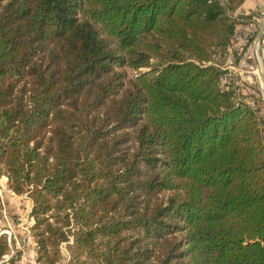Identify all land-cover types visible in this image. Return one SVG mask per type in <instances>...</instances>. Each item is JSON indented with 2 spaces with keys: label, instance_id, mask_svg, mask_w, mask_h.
<instances>
[{
  "label": "trees",
  "instance_id": "obj_1",
  "mask_svg": "<svg viewBox=\"0 0 264 264\" xmlns=\"http://www.w3.org/2000/svg\"><path fill=\"white\" fill-rule=\"evenodd\" d=\"M243 2L0 0V175L41 264L71 236L68 264H264V118L208 63Z\"/></svg>",
  "mask_w": 264,
  "mask_h": 264
},
{
  "label": "rangeland",
  "instance_id": "obj_2",
  "mask_svg": "<svg viewBox=\"0 0 264 264\" xmlns=\"http://www.w3.org/2000/svg\"><path fill=\"white\" fill-rule=\"evenodd\" d=\"M223 1L227 2V0ZM231 11L233 12V9ZM234 12L240 13L238 9ZM253 67L256 69V66L253 65ZM252 70V66L248 64L238 73V77L252 75L249 86L244 89H238L237 86L233 88L238 98L252 103L256 109L260 110L259 114L264 118V88L262 89L261 83L257 81L259 73ZM32 207L33 200L29 193H17L11 187L8 176L2 173L0 175V234L3 233L7 237L11 251L0 259V264H41L37 259L38 244L32 229L34 222L31 215ZM73 247V236L61 242V255L57 264L69 263Z\"/></svg>",
  "mask_w": 264,
  "mask_h": 264
},
{
  "label": "built area",
  "instance_id": "obj_3",
  "mask_svg": "<svg viewBox=\"0 0 264 264\" xmlns=\"http://www.w3.org/2000/svg\"><path fill=\"white\" fill-rule=\"evenodd\" d=\"M249 15L248 20L237 24L226 53L220 52L217 59L208 61L209 64H215L225 70L219 81L221 89L236 86L238 89H244L249 86L252 75L238 77L239 71L243 70L245 65H251L252 72L259 73L254 59L259 57L260 49L264 47V8L256 9ZM257 111L260 112L259 109Z\"/></svg>",
  "mask_w": 264,
  "mask_h": 264
},
{
  "label": "crops",
  "instance_id": "obj_4",
  "mask_svg": "<svg viewBox=\"0 0 264 264\" xmlns=\"http://www.w3.org/2000/svg\"><path fill=\"white\" fill-rule=\"evenodd\" d=\"M264 8V0H244L242 5L239 6L238 11L241 14H249L256 9ZM255 63L257 64V68L260 67L261 73L259 72V76L257 77V81L261 83L262 89L264 88V47L260 49L259 57L254 59Z\"/></svg>",
  "mask_w": 264,
  "mask_h": 264
},
{
  "label": "bare ground",
  "instance_id": "obj_5",
  "mask_svg": "<svg viewBox=\"0 0 264 264\" xmlns=\"http://www.w3.org/2000/svg\"><path fill=\"white\" fill-rule=\"evenodd\" d=\"M258 71H260V72H261V69H260V67L258 68Z\"/></svg>",
  "mask_w": 264,
  "mask_h": 264
}]
</instances>
